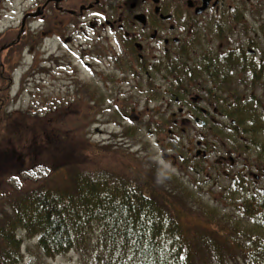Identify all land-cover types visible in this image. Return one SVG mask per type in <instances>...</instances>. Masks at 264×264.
I'll return each instance as SVG.
<instances>
[{"label":"trees","instance_id":"16d2710c","mask_svg":"<svg viewBox=\"0 0 264 264\" xmlns=\"http://www.w3.org/2000/svg\"><path fill=\"white\" fill-rule=\"evenodd\" d=\"M256 23L217 31L215 58L194 69L204 84L191 83L222 115L199 137L233 164L191 159L181 138L169 141L167 131L181 129L158 106L122 129L138 147L129 151L89 140L101 94L46 101L36 87L17 110L0 97V264H25L31 238L34 262L72 252L80 264H264V184L249 176L264 181V52L257 61L245 50L264 42V21ZM119 111L107 114L117 122ZM152 138L171 148L175 167L159 164ZM38 167L42 176H26Z\"/></svg>","mask_w":264,"mask_h":264},{"label":"rangeland","instance_id":"374dc122","mask_svg":"<svg viewBox=\"0 0 264 264\" xmlns=\"http://www.w3.org/2000/svg\"><path fill=\"white\" fill-rule=\"evenodd\" d=\"M92 1L62 0L56 6L67 10H77L81 5H88ZM99 6H101L100 17L103 15L107 16L110 13L107 0H100ZM39 7H42L43 15L46 17L44 23H35L31 17L24 19L22 24L23 35H21L23 41L11 46V40L17 37L16 29L22 15L27 10L31 11ZM83 12H79L76 15L62 13L54 7L52 2L46 4L44 0H0V97L11 99L7 98L8 93L11 94L13 100L11 103L9 101L5 108L17 110L26 105L30 91L38 90L36 87H39L46 101H52L54 100L53 97H58L59 92H61L59 97L81 96L89 85L91 86L90 92L82 95L86 100H94V97L99 94L104 96V101L96 107V111H100V114L91 110L94 113L88 118V120H93V124L88 126L90 127L88 132L91 143L103 144V146L112 143L121 149L137 151V146L130 145L129 140L121 137V131L126 127V124H118L107 112H111L114 108H119L121 112L130 110L131 112L125 120L126 123H129L130 120L133 121L132 118L134 117L137 120L141 118L147 120L149 109L162 102L147 99L148 93H146L145 82L148 80L153 81L156 86L151 88V92L157 90L168 93V96L165 97V103L171 104L172 110H175L174 113L181 107L182 114L187 113L188 110L184 102L182 105L176 100V93L174 95L171 93L174 91L173 85L170 83L173 79L170 78L167 69L158 66L153 67L147 79L143 78L139 72H134V69H140V66L135 57L130 55L131 52L134 54L133 48L126 49L122 43V36H120L121 46L116 41L117 33L110 34L109 31L97 26V31L76 32V34L69 37L67 28L70 26L75 27L78 23L83 22L89 28L88 22L98 23V20H93L95 13L86 11L85 16H83ZM64 16L65 18L61 19ZM248 21L250 23L248 25L255 30L258 24L251 20ZM119 33L121 34L120 31ZM45 34L48 37H45ZM96 34H99V36ZM187 34L190 35V32H187ZM151 40L149 39L148 41ZM203 40L206 41L205 36H203ZM199 44L200 40L197 42V45ZM74 45L79 46L81 50L75 48ZM206 45L209 46L210 42ZM61 46L63 48H60ZM154 48L159 50L161 46L156 45ZM199 48L202 49L203 47L199 46ZM261 48L264 50V42H261ZM73 50H78L77 54ZM68 51L76 54V56ZM97 55L101 56L102 59L98 60L95 57ZM113 55L119 57L117 61L113 60ZM148 55L150 54L148 53ZM93 58L96 59L94 60ZM130 58H133V61H130ZM145 58L148 63L154 60L153 57L147 58L146 55ZM41 59L42 61L48 59V63H42ZM83 61L86 65L83 64ZM129 65H132V67L130 68ZM94 67L96 68L93 69ZM18 81L23 88L19 91ZM194 94L196 95V93L189 95V100H193ZM56 101L59 100L57 99ZM73 108L77 112L84 113L81 112L83 110L82 107L76 104H73ZM66 109H68V106ZM170 109H166V106H164L159 114L165 115L166 112L164 110L168 113ZM145 132L149 138L153 137L149 130ZM171 140L169 138V141ZM195 140L196 137L193 141ZM150 143L156 144L155 139L152 138ZM153 150L155 151L153 152L154 156L160 162L159 164L162 163L165 166L167 163L162 161L161 155L163 152H168L167 155L169 156L171 148H167L165 145L162 149L161 146H153ZM226 154V152L223 154L221 151L216 154L212 153L209 161L213 162L214 158L218 159L220 155H223L225 161L228 162L229 156H226ZM46 170V167H38L26 172V176L31 178L39 177ZM261 184H264L263 180H261ZM23 250L26 251V244H24ZM80 261L79 256L72 252L47 261L34 262L28 253L25 258V264H80Z\"/></svg>","mask_w":264,"mask_h":264},{"label":"flooded vegetation","instance_id":"af4514ba","mask_svg":"<svg viewBox=\"0 0 264 264\" xmlns=\"http://www.w3.org/2000/svg\"><path fill=\"white\" fill-rule=\"evenodd\" d=\"M54 1L61 3L62 0ZM99 2L100 0H93L92 3L78 8L79 12L95 13L93 20L98 18V23L88 22L92 29L98 25L112 34L120 31L126 49L132 46L134 52H145L146 55L149 53L153 58L169 56V59L177 60L181 53L189 50L194 52L197 49L194 45L179 47L180 42L190 35L203 38L207 33L213 37L220 30H223L224 34L227 33L229 31L227 29L232 28L231 24L233 26L234 23L244 21L246 26L248 20L253 22L264 20V0H107L110 13L101 17L100 13L96 14L101 7ZM96 5L99 6L98 9ZM37 11L43 17L42 10L37 8ZM62 13L75 14V10L66 9V12ZM236 27H240L239 24ZM187 32H190V35ZM149 39H152V42L148 41ZM156 45H160L161 48L155 49ZM130 61H133V58H130ZM198 100L196 95L194 101ZM199 110L202 113L194 117V122L201 125L206 110L202 108ZM190 116V114L188 117L184 116L181 125L190 126L193 121ZM181 129L186 132V128ZM197 144L200 145V142ZM203 154L200 153L201 156H204ZM171 163H174V160Z\"/></svg>","mask_w":264,"mask_h":264}]
</instances>
